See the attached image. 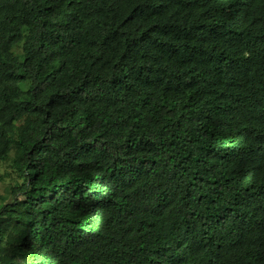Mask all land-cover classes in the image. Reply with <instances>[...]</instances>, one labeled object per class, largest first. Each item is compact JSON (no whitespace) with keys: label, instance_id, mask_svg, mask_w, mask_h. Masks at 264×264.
Listing matches in <instances>:
<instances>
[{"label":"trees","instance_id":"obj_1","mask_svg":"<svg viewBox=\"0 0 264 264\" xmlns=\"http://www.w3.org/2000/svg\"><path fill=\"white\" fill-rule=\"evenodd\" d=\"M3 164L0 264H264V0H0Z\"/></svg>","mask_w":264,"mask_h":264},{"label":"rangeland","instance_id":"obj_2","mask_svg":"<svg viewBox=\"0 0 264 264\" xmlns=\"http://www.w3.org/2000/svg\"><path fill=\"white\" fill-rule=\"evenodd\" d=\"M7 170V164H3L2 166H0V175H3ZM14 176V175H13ZM12 177V176H11ZM11 177H6L5 179H3L2 181H0V194L4 193V189L7 185H10V184H14V180H12ZM15 177V176H14ZM0 205H2L0 203Z\"/></svg>","mask_w":264,"mask_h":264}]
</instances>
